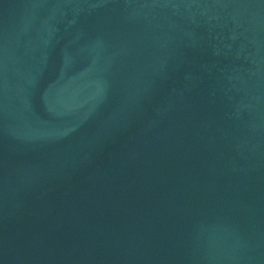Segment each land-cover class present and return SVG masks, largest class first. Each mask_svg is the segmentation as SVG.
<instances>
[{
  "label": "water",
  "instance_id": "95a60500",
  "mask_svg": "<svg viewBox=\"0 0 264 264\" xmlns=\"http://www.w3.org/2000/svg\"><path fill=\"white\" fill-rule=\"evenodd\" d=\"M0 264H264V0H0Z\"/></svg>",
  "mask_w": 264,
  "mask_h": 264
}]
</instances>
